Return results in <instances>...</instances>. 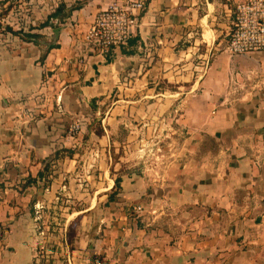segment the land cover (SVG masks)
Masks as SVG:
<instances>
[{
  "label": "crops",
  "instance_id": "obj_1",
  "mask_svg": "<svg viewBox=\"0 0 264 264\" xmlns=\"http://www.w3.org/2000/svg\"><path fill=\"white\" fill-rule=\"evenodd\" d=\"M20 1L41 38L1 32L0 264L32 263L37 213L61 215L52 264H264V51L224 50L238 0H143L101 54L114 0Z\"/></svg>",
  "mask_w": 264,
  "mask_h": 264
},
{
  "label": "built area",
  "instance_id": "obj_2",
  "mask_svg": "<svg viewBox=\"0 0 264 264\" xmlns=\"http://www.w3.org/2000/svg\"><path fill=\"white\" fill-rule=\"evenodd\" d=\"M144 9L143 0H114L95 16L94 21L87 30L84 39L94 45L97 53H105L111 47L126 44L130 29L138 26V17ZM224 50L230 55H246L253 52L264 51V0H238L235 3L233 27L229 32L228 41ZM57 111L62 112L60 102ZM81 130V123L73 120L67 125L66 133L75 136ZM140 209V207H138ZM36 219L40 239L35 246L31 264H47L48 255L45 254L46 241L41 237L46 231L41 223V214ZM60 246V244L55 247ZM100 264L99 259L94 260Z\"/></svg>",
  "mask_w": 264,
  "mask_h": 264
},
{
  "label": "trees",
  "instance_id": "obj_3",
  "mask_svg": "<svg viewBox=\"0 0 264 264\" xmlns=\"http://www.w3.org/2000/svg\"><path fill=\"white\" fill-rule=\"evenodd\" d=\"M18 2V5L16 6L15 2ZM22 1H30V0H22ZM22 2L20 0H3L0 3V32H9L13 35L18 36L22 40L26 42H33L34 44H38V40L41 38L39 34L35 33L33 30L35 29V26L32 25L31 23L28 24L27 19L24 18L22 15H29L30 10L27 9L28 6H21ZM26 12L20 13L17 15L18 10ZM22 8V9H21ZM64 5H58L53 9V11L48 15L47 19L43 21L41 24H39V27H43L48 24H52L51 20L56 19V24L54 25L55 27H58L60 24H62V20L64 17L67 16V13L64 11ZM11 12H13L14 15L17 16V26H14L16 23V19L14 20L15 23L10 21L9 17L11 15ZM53 46H48L45 49V52L43 55L40 56V61L43 60L46 52L52 48ZM119 186V179H115V187L118 188ZM110 198V197H109ZM110 199H113V196H111ZM70 243V240L67 241Z\"/></svg>",
  "mask_w": 264,
  "mask_h": 264
},
{
  "label": "rangeland",
  "instance_id": "obj_4",
  "mask_svg": "<svg viewBox=\"0 0 264 264\" xmlns=\"http://www.w3.org/2000/svg\"><path fill=\"white\" fill-rule=\"evenodd\" d=\"M15 3H16V6H17L19 1L18 2L16 1ZM20 13L26 14V12L21 11L20 8H19V10L17 12V15L20 14ZM22 16H24V18L26 17L25 19H27V15H22ZM16 18H17V16L14 15L13 12H11V15L9 17L10 21H14ZM16 21H18V20L16 19ZM17 25L18 24L15 23L14 26H17ZM5 34L0 32V38L3 39V36H5ZM5 37H7V36H5ZM146 147L143 146L142 150H141V153H142L143 157L144 158L147 157V159H149L151 161H158V159H159L158 156H159V152L160 151L155 150V149L149 150L148 147L147 148ZM48 216H50V217H48ZM52 216L57 218L56 221L50 220ZM41 223H43V227H44V229L46 231V235L43 236L44 238L41 237V240L46 241L45 244H47V246H46V250L47 251L45 252V254L48 255V258L50 259V255L53 254V248H51V246H56V245H58L60 243L59 242V228H61V226H60L61 225L60 224L61 223V215H59V214H56V215H54V214H46V215H44L42 213V215H41ZM70 229L72 230V228H70ZM61 232L64 234V231H61ZM68 232H69V229L67 230V234H68ZM68 236H69V234H68ZM47 264H52V263H50L48 261Z\"/></svg>",
  "mask_w": 264,
  "mask_h": 264
}]
</instances>
